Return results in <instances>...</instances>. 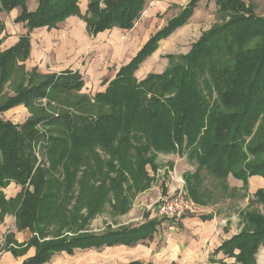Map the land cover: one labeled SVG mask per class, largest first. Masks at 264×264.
<instances>
[{"label":"trees","instance_id":"16d2710c","mask_svg":"<svg viewBox=\"0 0 264 264\" xmlns=\"http://www.w3.org/2000/svg\"><path fill=\"white\" fill-rule=\"evenodd\" d=\"M81 1L39 0L37 10L30 12L28 0H0V12L9 14L21 9L15 22L24 24L28 31L18 45L0 52V114L20 105L31 110L34 102L60 92L82 91L85 84L79 72L41 76L34 71L29 78L22 77L13 96L4 94L14 60L29 56L30 34L42 27L55 28L68 17L80 15ZM201 1L192 0L179 16L150 37L104 91L94 95V102L102 107L99 115L32 114L22 125L0 117V188L14 182L22 188L20 200L17 197L7 201L0 192L1 216L13 215L19 231L34 234L28 245L36 247V254L23 264H46L55 253L72 256L76 249L132 246L150 237L154 229L146 224L132 230L42 241L45 210L56 206L55 194L64 183L41 168V144L49 156L58 159L62 155L79 156L97 146L114 154L116 144L129 147L136 133L156 151L182 154L192 148L199 167L222 180L233 175L246 181L264 174V160L247 162L250 155L264 154V19L244 1L207 0L214 1L222 13H228L226 23L203 34L191 53L184 56L183 64L150 74L141 81L136 78L139 67L155 53L159 42L186 25ZM146 4L147 0H91L84 17L89 33L96 37L113 28L131 31ZM41 124L62 128V135L60 130L61 136L47 138L39 129ZM253 133L255 141L248 142ZM67 174L69 182L72 174ZM190 187L194 192L191 183ZM255 194L257 202L264 206V191ZM245 217L254 230L234 235L217 251L238 264H256L258 250L264 243V216ZM11 251L19 253L14 248Z\"/></svg>","mask_w":264,"mask_h":264},{"label":"rangeland","instance_id":"374dc122","mask_svg":"<svg viewBox=\"0 0 264 264\" xmlns=\"http://www.w3.org/2000/svg\"><path fill=\"white\" fill-rule=\"evenodd\" d=\"M90 1L86 0L82 5L87 6ZM191 1L147 0L136 27L141 20H146L145 24H148L152 37L164 29L170 20L179 16ZM242 1L264 19V0ZM30 3L38 6L39 0H30ZM227 17L228 13H222L214 1L202 0L186 25L159 42L155 53L139 67L136 78L141 81L150 74L162 73L173 65L183 64L184 56L191 53L193 45L201 36L211 31L213 27L226 23ZM7 26L14 29L16 23L11 15L0 14V35ZM16 29V34H20L18 28ZM114 29L119 28H113L107 33ZM0 40L2 43V39ZM0 52L4 53L2 45ZM86 55L82 69L84 75L81 77L86 79L84 82L89 85L87 88L89 91L84 93V86L80 92H60L50 99L42 98L33 103L31 110L28 109L31 116L32 114L41 116V113L55 116L62 112L99 115L102 107L94 102L93 97L108 86L114 69L112 65V69L109 70L111 76L106 80L102 82L93 80L90 66L96 55L89 53ZM26 62L27 60L21 58L14 60L11 76L5 84L6 96L16 92V85L23 76L27 75L26 78H29L31 72L27 71ZM38 81L40 80L35 79V82ZM39 128L50 139L61 136L63 131L52 124H41ZM254 137L253 133L248 142ZM131 140L129 147L116 144L114 154L97 146L79 156L62 155L61 159L49 156L46 146H42L38 157L41 168L51 172L54 179L64 183V187H60L58 194H55L56 206L45 210L47 220L42 224L45 230L44 235L40 233L42 241H52L60 236L74 238L88 233L99 235L103 232L132 230L146 224L153 225L154 230L151 236L147 237V241L150 242L145 244V249L144 244L140 245L138 242L132 247L118 246L111 249L103 247L99 251H93L90 256L92 263L118 264L132 259H145L142 255L150 254L152 246L157 241L160 242L161 248L166 235L181 229V222L185 219L200 220L204 217H213L216 224L220 223L225 228L224 231L228 232L220 234L224 240L239 232L254 230L245 217L247 214L264 216V206L255 198L256 192L264 191V174L251 176L246 181L235 179L233 175L222 180L207 169L199 167L196 157L191 153L192 148H187L182 154L175 151H156L148 145L144 137H137L136 133ZM262 160L264 154L258 157L250 155L247 162ZM67 173L72 174L69 182ZM190 183L195 187L194 192L190 191ZM58 188L54 186L55 190ZM17 197V200H20L21 193ZM180 197L195 205L194 213L190 212L182 219L159 216L157 209L161 203L174 201ZM263 250L264 243L258 252L263 253ZM56 254L59 253H55L52 258ZM81 256V253H77L70 259V264L75 263ZM55 259L53 264H67L63 255Z\"/></svg>","mask_w":264,"mask_h":264},{"label":"crops","instance_id":"0c3cea01","mask_svg":"<svg viewBox=\"0 0 264 264\" xmlns=\"http://www.w3.org/2000/svg\"><path fill=\"white\" fill-rule=\"evenodd\" d=\"M83 2H86V0H82L79 4L80 15L68 17L55 28L42 27L30 34V53L25 63L27 71L31 73L36 71L43 76H50L60 75L70 70L79 72L83 76V61L86 60L85 56L89 53L96 55L90 66V74L93 76V80L98 82L106 80L111 76L109 70L112 69L111 66L113 65L114 74L109 79V83L115 78L121 67L126 66L150 40L151 33L148 24H145L146 20H141L139 25L131 31L114 29L111 33L105 32L98 34L96 37L91 36L84 19L88 12V5H82ZM27 5L32 12L36 11L38 7L37 5L33 6L30 0H28ZM0 14L11 15L14 23H16L15 20L21 15V9L16 8L9 14L4 12H0ZM16 28H18L20 34H16ZM16 28H8L7 26L0 35L3 43L0 40V48L2 45L4 53L18 45L20 38L28 32L24 24L16 23ZM83 79V81H86L85 78ZM84 83L85 93L89 91L87 89L89 85L86 82ZM0 117L10 123L22 125L31 115L27 107L20 105L8 112L1 113ZM0 192L5 195V200L10 201L15 200L18 194L22 192V188L14 182L5 188H0ZM214 220L213 217L200 220L195 218L185 219L181 222V229L166 235L161 248L160 242L155 240L157 242L152 246L151 253L142 255L145 256V259H132L118 264H133V262L141 264H238L235 259L227 258L221 251L219 253L217 250L224 242L231 240L234 235L240 232L223 240L220 234L224 235L228 232L224 231L225 228L220 223L217 225ZM33 236L32 231L18 230L16 217L14 218L10 214L2 217L0 208V264H23L33 258L36 254V247L28 245ZM147 240L148 238L140 241V245L144 244V249L145 244L150 242ZM119 246L125 247V245ZM11 248L19 253H12ZM99 250L95 248L89 250L76 249L72 256L66 252H60L46 264H53L55 258L60 255H63L67 261L66 263L70 264V259L74 258L77 253H81L82 256L78 257L79 259L75 263L72 262V264H98L92 263L90 256L93 251ZM221 260L223 262L220 263ZM256 264H264V250L263 253L259 252L256 256Z\"/></svg>","mask_w":264,"mask_h":264},{"label":"built area","instance_id":"2783aa9c","mask_svg":"<svg viewBox=\"0 0 264 264\" xmlns=\"http://www.w3.org/2000/svg\"><path fill=\"white\" fill-rule=\"evenodd\" d=\"M41 147L42 144L38 147V152L40 151ZM38 157H39V153H38ZM194 207L195 205L186 201L184 198L180 197L178 199H174V201L171 200L161 203L157 209V212L159 216H161L162 218L182 219L190 212L194 213L195 212Z\"/></svg>","mask_w":264,"mask_h":264}]
</instances>
